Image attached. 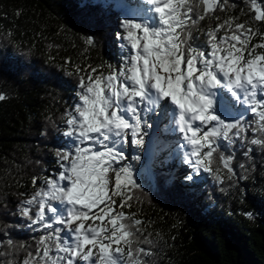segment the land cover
<instances>
[{
  "label": "snow or ice",
  "instance_id": "obj_1",
  "mask_svg": "<svg viewBox=\"0 0 264 264\" xmlns=\"http://www.w3.org/2000/svg\"><path fill=\"white\" fill-rule=\"evenodd\" d=\"M235 6L228 0L116 5L125 17L116 33L119 67L77 65L67 72L77 77L62 133L67 147L56 151L59 171L34 176L33 186L41 185L19 207L43 230L21 264H148L153 253L142 245L154 242L150 222L126 209L141 203L144 178L155 180L151 168H134L140 155L129 159L130 146L144 149L149 120L166 121L164 131L179 134L182 142L170 155L191 170L185 181L201 172L219 184L247 179L237 176L235 157L225 152L239 142L250 162L238 164L245 171L255 167L254 151L264 152V0H246L248 12H241L253 13L249 20L227 16L200 27ZM7 246L0 257L13 256L16 245L9 239Z\"/></svg>",
  "mask_w": 264,
  "mask_h": 264
},
{
  "label": "trees",
  "instance_id": "obj_2",
  "mask_svg": "<svg viewBox=\"0 0 264 264\" xmlns=\"http://www.w3.org/2000/svg\"><path fill=\"white\" fill-rule=\"evenodd\" d=\"M127 2L0 0V95L6 97L0 101V251L11 239L15 264L43 234L20 215L21 202L40 187L41 180L33 186L34 176L59 171L56 151L67 147L62 133L65 113L76 103L77 80L67 72L77 65H105L104 71L107 64L119 67L116 33L125 17L116 5ZM228 3L236 6L217 12L220 21L206 19L200 27H214L227 16L244 22L253 15L241 12H248L246 0ZM89 37L92 45L86 43ZM166 124L155 137V154L148 156L145 144L141 159L131 161L135 169L149 167L155 176L154 181L144 178L143 191L137 192L141 203L126 209L150 222L146 228L154 242L142 245L153 253L145 257L148 264H264V152L255 150V167L245 171L238 164L250 162L237 142L225 154L234 155L237 176L247 179L219 184L201 172L187 182L183 177L190 169L177 156L172 159V148L166 150L173 143L162 142L174 135L164 131ZM134 155L130 152L129 159Z\"/></svg>",
  "mask_w": 264,
  "mask_h": 264
},
{
  "label": "rangeland",
  "instance_id": "obj_3",
  "mask_svg": "<svg viewBox=\"0 0 264 264\" xmlns=\"http://www.w3.org/2000/svg\"><path fill=\"white\" fill-rule=\"evenodd\" d=\"M149 122L150 123H152L153 124V126H152V128L151 129H149L148 130V135L145 137V144L147 145L146 146V152L148 153V156L150 155V156H152L153 154H155L154 153V147L156 146V143H157V140H156V138L155 137H158V134H159V131L162 133V124L164 123H160L159 125H157L156 123H153V121L152 120H149ZM158 132V133H157ZM156 135V136H155ZM158 139H159V137H158ZM162 139V138H161ZM162 142L163 143H173L174 145H169L167 148H166V150H168V149H170V148H172V150L173 149H176L177 147H178V144L180 143V142H182L181 141V138H180V136H179V134L177 133V134H174L172 137H164V139L162 140ZM135 146H130V148H129V152H132V154H133V152L135 153V154H138V153H140L141 152V150H139V149H135ZM144 150V149H143ZM178 158V160L181 162V160H180V158L179 157H177ZM173 160L175 159L174 158V155H173V158H172ZM188 167V166H187ZM189 169V168H188ZM190 171V170H189ZM177 173H180V171H177Z\"/></svg>",
  "mask_w": 264,
  "mask_h": 264
}]
</instances>
